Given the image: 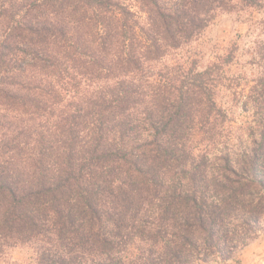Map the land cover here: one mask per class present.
Returning a JSON list of instances; mask_svg holds the SVG:
<instances>
[{
  "label": "trees",
  "instance_id": "obj_1",
  "mask_svg": "<svg viewBox=\"0 0 264 264\" xmlns=\"http://www.w3.org/2000/svg\"><path fill=\"white\" fill-rule=\"evenodd\" d=\"M252 11L264 0H0V264L238 262L264 231V37L234 127L217 101L234 48L186 50Z\"/></svg>",
  "mask_w": 264,
  "mask_h": 264
},
{
  "label": "rangeland",
  "instance_id": "obj_2",
  "mask_svg": "<svg viewBox=\"0 0 264 264\" xmlns=\"http://www.w3.org/2000/svg\"><path fill=\"white\" fill-rule=\"evenodd\" d=\"M263 18L264 11L219 14L200 38L186 50L192 55L196 53L197 57H200V62L206 64L214 59V55L234 48L233 61L226 66L225 81L226 83L231 81V85H221L217 91V101L227 109L229 124L233 127L243 125L249 118L248 112L240 108L238 101L242 99L243 85L252 79L257 66V58H253L252 52L254 42L264 37L259 24V20ZM235 93L239 95L234 96ZM10 256L16 260H23L25 253L22 250H14ZM237 260L236 264H264V231L256 241L239 253Z\"/></svg>",
  "mask_w": 264,
  "mask_h": 264
}]
</instances>
